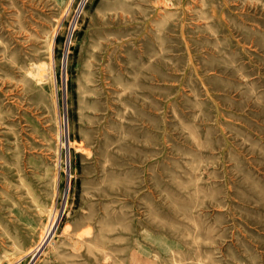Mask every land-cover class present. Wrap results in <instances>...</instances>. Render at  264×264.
I'll use <instances>...</instances> for the list:
<instances>
[{"label":"rangeland","instance_id":"rangeland-1","mask_svg":"<svg viewBox=\"0 0 264 264\" xmlns=\"http://www.w3.org/2000/svg\"><path fill=\"white\" fill-rule=\"evenodd\" d=\"M0 264H264V0H0Z\"/></svg>","mask_w":264,"mask_h":264}]
</instances>
